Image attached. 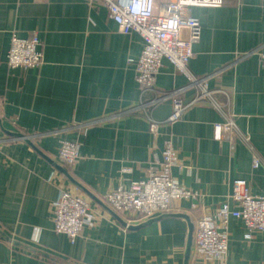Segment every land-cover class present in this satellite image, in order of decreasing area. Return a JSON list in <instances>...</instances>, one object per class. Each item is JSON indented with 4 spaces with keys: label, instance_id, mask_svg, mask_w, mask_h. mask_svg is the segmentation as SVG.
<instances>
[{
    "label": "crops",
    "instance_id": "crops-1",
    "mask_svg": "<svg viewBox=\"0 0 264 264\" xmlns=\"http://www.w3.org/2000/svg\"><path fill=\"white\" fill-rule=\"evenodd\" d=\"M190 13L200 36L187 68L207 78L221 108L198 101L169 124L171 97L139 107L129 59L139 56L142 38L119 32L98 0H0V264H184V218L127 228L126 222L147 219L117 214L104 200L111 189L144 178L166 141L180 159L172 177L199 194L195 202L174 203V211L192 222L213 213L236 179L252 195H264V65L258 55L264 51V0H224ZM33 33L42 65L10 68L11 37ZM188 85L162 60L156 95L180 89L177 95L189 102L195 89ZM228 116L233 127L219 135L214 124ZM61 140L79 143L71 167L57 158ZM62 188L90 208L73 243L53 229V203ZM227 231L226 253L214 264H264V231L250 232L234 217Z\"/></svg>",
    "mask_w": 264,
    "mask_h": 264
},
{
    "label": "built area",
    "instance_id": "built-area-1",
    "mask_svg": "<svg viewBox=\"0 0 264 264\" xmlns=\"http://www.w3.org/2000/svg\"><path fill=\"white\" fill-rule=\"evenodd\" d=\"M108 12L118 28L124 34L136 32L143 40V48L136 59H129L134 65L135 80L140 88L139 107L147 108L166 97L172 98V111L167 123L176 122L184 110L198 102L208 101L214 107L221 108L212 96L213 90L207 85V78L195 77L188 71L187 65L193 56V44L199 40L200 23L190 13L192 7H218L224 0H143L144 6L139 11H132L133 0H98ZM174 22V27L169 26ZM39 39L33 33L27 38L12 36L6 56L10 68H37L42 65L43 57L39 49ZM258 55L264 65V51ZM168 60L176 71L188 78L189 85L195 89V95L189 102H184L178 95L180 89L172 90L161 96L156 95L154 82L162 65ZM148 94H153L148 96ZM232 117H225L223 122L214 124L220 135L233 127ZM151 130L156 132V124ZM222 136V135H221ZM56 155L66 166H73L78 158L79 143L73 140H61ZM180 159L177 151L166 141L161 151V158L154 160L144 178L132 181L127 186L111 189L104 200L117 214L128 213L131 219L145 220L157 214L175 212L174 203L181 199L197 201L199 194L180 185L171 175V168L178 166ZM253 167L259 166L256 156ZM128 168H123V171ZM230 202L234 203L233 207ZM192 203V207H195ZM87 201L66 189H60L53 203V229L66 235L73 243L83 225L89 220ZM230 217L240 219L250 232L264 231V195H252L242 179L233 181L231 192L214 210L206 212L193 221L191 264H214L227 250V223ZM126 224H129L126 222Z\"/></svg>",
    "mask_w": 264,
    "mask_h": 264
},
{
    "label": "water",
    "instance_id": "water-1",
    "mask_svg": "<svg viewBox=\"0 0 264 264\" xmlns=\"http://www.w3.org/2000/svg\"><path fill=\"white\" fill-rule=\"evenodd\" d=\"M17 136H20V137H23L21 134H16ZM26 140V142H28L29 144L32 145L30 139L28 138H24ZM60 167V166H58ZM62 169V168H61ZM64 171V170H63ZM168 216H175V217H180V218H184L187 222V226H188V233H187V240H186V244H185V251H184V264H188V260H189V257H190V251H191V246H192V230H193V222L191 221V219L189 218L188 215L186 214H183V213H178V212H170V213H162L158 216H154L152 218H149L145 221H142L140 222L139 224H136V225H130V224H126L125 223V226L127 225V228H138V227H141V226H144L154 220H158L162 217H168Z\"/></svg>",
    "mask_w": 264,
    "mask_h": 264
},
{
    "label": "clouds",
    "instance_id": "clouds-1",
    "mask_svg": "<svg viewBox=\"0 0 264 264\" xmlns=\"http://www.w3.org/2000/svg\"><path fill=\"white\" fill-rule=\"evenodd\" d=\"M144 6L143 0H133L132 3V11L136 12L139 11ZM169 26L174 27V22L169 21Z\"/></svg>",
    "mask_w": 264,
    "mask_h": 264
}]
</instances>
